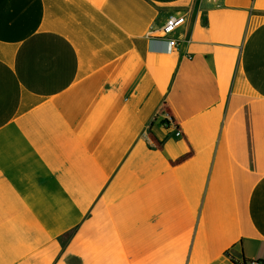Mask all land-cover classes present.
<instances>
[{"label": "crops", "instance_id": "crops-1", "mask_svg": "<svg viewBox=\"0 0 264 264\" xmlns=\"http://www.w3.org/2000/svg\"><path fill=\"white\" fill-rule=\"evenodd\" d=\"M245 259L264 261V0H0V264Z\"/></svg>", "mask_w": 264, "mask_h": 264}, {"label": "built area", "instance_id": "built-area-1", "mask_svg": "<svg viewBox=\"0 0 264 264\" xmlns=\"http://www.w3.org/2000/svg\"><path fill=\"white\" fill-rule=\"evenodd\" d=\"M186 22V16L183 13H172L170 14L164 25L162 26V31L164 35L173 34L179 27H181ZM168 50L173 52L182 43L178 37H173L168 40ZM162 125L167 129H173L176 132L177 136L182 135V131L178 125V122L175 119V116L170 111L163 112ZM248 264H264L262 260H251Z\"/></svg>", "mask_w": 264, "mask_h": 264}, {"label": "trees", "instance_id": "trees-1", "mask_svg": "<svg viewBox=\"0 0 264 264\" xmlns=\"http://www.w3.org/2000/svg\"><path fill=\"white\" fill-rule=\"evenodd\" d=\"M73 234V232H69L66 234V236L69 238L71 235ZM251 261V260H248V259H245L242 263L240 264H248V262ZM239 264V263H238Z\"/></svg>", "mask_w": 264, "mask_h": 264}]
</instances>
